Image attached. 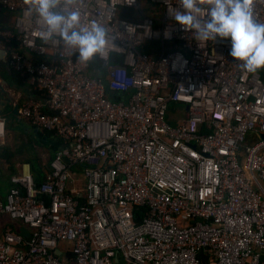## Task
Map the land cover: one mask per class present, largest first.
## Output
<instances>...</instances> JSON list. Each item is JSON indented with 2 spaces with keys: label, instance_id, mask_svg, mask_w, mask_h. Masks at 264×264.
I'll list each match as a JSON object with an SVG mask.
<instances>
[{
  "label": "built area",
  "instance_id": "1",
  "mask_svg": "<svg viewBox=\"0 0 264 264\" xmlns=\"http://www.w3.org/2000/svg\"><path fill=\"white\" fill-rule=\"evenodd\" d=\"M0 8L14 15L0 29L6 67L40 93L18 112L64 143L39 186L29 169L10 177L0 218L29 235L6 230L0 264H264V69L244 71L229 40L182 30L179 0H81V28L108 30L106 54L87 63L59 37L43 42L25 0ZM254 13L264 22V0ZM151 42L155 57L142 53ZM173 104L178 124L166 120ZM71 166L81 201L66 187Z\"/></svg>",
  "mask_w": 264,
  "mask_h": 264
},
{
  "label": "clouds",
  "instance_id": "2",
  "mask_svg": "<svg viewBox=\"0 0 264 264\" xmlns=\"http://www.w3.org/2000/svg\"><path fill=\"white\" fill-rule=\"evenodd\" d=\"M25 3L44 25L41 33L44 43L59 37L66 48L78 53L83 63L106 54L108 30L99 23L81 28V0H25ZM254 3L255 0H179L180 9L172 16L182 30L194 33L197 41L229 40V55L240 62L244 71L257 74L264 69V22L256 19Z\"/></svg>",
  "mask_w": 264,
  "mask_h": 264
},
{
  "label": "crops",
  "instance_id": "3",
  "mask_svg": "<svg viewBox=\"0 0 264 264\" xmlns=\"http://www.w3.org/2000/svg\"><path fill=\"white\" fill-rule=\"evenodd\" d=\"M14 15L0 8V29H9L13 25ZM5 44L0 39V118L5 121L4 136L0 137V200H4L11 183L10 177L29 169L32 173V163H37L45 174L52 160L53 153L61 148L56 139H50L47 133L34 128L26 119L20 116V106L31 98H38L40 93L28 81L10 72L5 64ZM32 60L29 55H25ZM58 139V138H57ZM46 168V169H45ZM70 178L66 184L68 192L81 201L84 194V179L81 168L70 167ZM6 230L21 232L25 239L29 233L24 226L7 217L0 218V237ZM60 251L55 255L67 263L70 259L67 245L61 244ZM114 264H125L120 255L114 259Z\"/></svg>",
  "mask_w": 264,
  "mask_h": 264
},
{
  "label": "trees",
  "instance_id": "4",
  "mask_svg": "<svg viewBox=\"0 0 264 264\" xmlns=\"http://www.w3.org/2000/svg\"><path fill=\"white\" fill-rule=\"evenodd\" d=\"M120 17L121 18H125V19H132L133 18V16L131 15V13H128L127 11H122ZM158 51H159V43L158 42H151L149 44L144 45L143 48H142V53H144L145 55L152 56V57H155V55H156V53ZM44 132L47 133V136L50 139H56L57 142H58V146L59 145H61V146L64 145V143H62L61 140L57 139L54 136V134H52V132H47V131H44ZM31 167H32L31 168L32 169V173L31 174L33 176L34 183H35L36 186H39L42 183L43 179H44V173L40 169V167L37 165V163H32L31 164ZM46 170L47 171L49 170V164H48ZM43 198H45V197H43ZM134 213H135V219H136V221H139L141 219V217H143V215L145 214V208L135 209Z\"/></svg>",
  "mask_w": 264,
  "mask_h": 264
},
{
  "label": "rangeland",
  "instance_id": "5",
  "mask_svg": "<svg viewBox=\"0 0 264 264\" xmlns=\"http://www.w3.org/2000/svg\"><path fill=\"white\" fill-rule=\"evenodd\" d=\"M185 115V110L183 107L179 105H171L166 120L171 124H178L180 119H183ZM258 137H255L253 133H249L246 138L244 144H251L252 142H256Z\"/></svg>",
  "mask_w": 264,
  "mask_h": 264
},
{
  "label": "water",
  "instance_id": "6",
  "mask_svg": "<svg viewBox=\"0 0 264 264\" xmlns=\"http://www.w3.org/2000/svg\"><path fill=\"white\" fill-rule=\"evenodd\" d=\"M260 137H261L262 139H264V134H261ZM55 253H57V252H55Z\"/></svg>",
  "mask_w": 264,
  "mask_h": 264
}]
</instances>
